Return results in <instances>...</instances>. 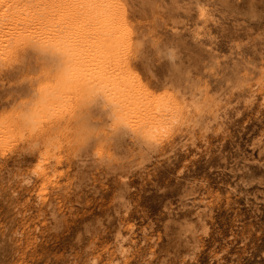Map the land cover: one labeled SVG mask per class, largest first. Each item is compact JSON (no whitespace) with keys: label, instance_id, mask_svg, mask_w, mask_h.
Segmentation results:
<instances>
[{"label":"rangeland","instance_id":"374dc122","mask_svg":"<svg viewBox=\"0 0 264 264\" xmlns=\"http://www.w3.org/2000/svg\"><path fill=\"white\" fill-rule=\"evenodd\" d=\"M99 8L122 115L161 103L156 141L74 82L16 119L56 70L32 41L65 35L77 73L96 71ZM0 264H264V0H0Z\"/></svg>","mask_w":264,"mask_h":264},{"label":"bare ground","instance_id":"6f19581e","mask_svg":"<svg viewBox=\"0 0 264 264\" xmlns=\"http://www.w3.org/2000/svg\"><path fill=\"white\" fill-rule=\"evenodd\" d=\"M73 17H74V14H73ZM69 18L71 19L72 17H69ZM89 18L92 19L93 26L96 27L93 34L94 33L98 34V37L95 38L93 42L94 53L92 56V58L95 57L96 59V62H95L96 71H92L91 73L84 74V75H80V73L79 74L77 73V71L79 72L80 62L78 60V56L76 55V50L74 51L73 49H71L74 46L73 41H71L73 44V46H71V44L67 42L65 35L64 36L60 34L52 35V36L48 35L49 36L48 38L46 37V38L40 39L38 43L35 41H32L35 43L33 46L34 48L41 50L43 52L41 54H46L47 56H49V60L52 64L55 65L56 68L55 67L54 68L56 70H54L55 72L52 73L53 80H51L50 83L47 81L48 85H45V86L43 85V87L34 88L32 90L31 96L29 99V105L23 108L24 110H22L21 112L20 111L17 112L20 114H17L19 115V118L16 117V119H18V122L20 125H22V128L28 127L30 123L32 122V120L35 118V116L38 114V112L40 113L44 109H47L46 107L50 106V104H53V102H56L59 99L60 94H62V92H58L60 91V89L65 87L69 82H72V83L74 82L75 85H77L76 88L78 87V90H79V93L77 92L78 97L80 98L81 96L85 98L88 97L92 100V102L95 101L94 99H99L101 102L105 103L106 106L108 105L110 107V113L109 112L108 113L110 114V118L112 119L113 124H121L122 126L129 127V129H131V131L134 134H139L140 136H144L145 138H148V139L152 138L156 141V139L160 138L164 133L167 132L166 129L167 127H169V125L166 128L164 126L163 127L154 126L152 123L156 112H159L158 110L160 111L163 110V105L161 103L156 102L154 105L152 104L151 106L153 107L152 108L153 112L151 111L152 115H150L149 118L145 119L144 121L136 125L127 123L128 121L122 115V111L123 109H126L127 106H130V101H128L129 99L128 96H130L131 93H128L129 92V85H128L129 82L127 81L128 75L126 74L125 71L123 72L120 71L119 67L113 68V65L115 66L117 65V62L119 63V61L118 60L116 61V58H115L117 57L115 52L120 47L119 40L121 39L118 37V35L120 36V33L118 34L117 32L118 27L116 28L113 23L114 20H111L110 10L108 13L107 10H103L102 8L96 9V11L92 13L89 16ZM74 22L75 20L73 21V23ZM117 45L119 47H117ZM42 57H46V56L44 55ZM103 63L113 68L110 74L106 75V74L100 73L99 65ZM51 66L50 68H52ZM49 71L51 72L50 69ZM80 93L81 95H79ZM83 97L82 99H85ZM103 103H102V107H103ZM109 114L107 115L109 116ZM112 121L110 122L112 123ZM117 131H119V129ZM144 139L142 141H144Z\"/></svg>","mask_w":264,"mask_h":264},{"label":"crops","instance_id":"0c3cea01","mask_svg":"<svg viewBox=\"0 0 264 264\" xmlns=\"http://www.w3.org/2000/svg\"><path fill=\"white\" fill-rule=\"evenodd\" d=\"M43 53V52H42ZM43 56L45 55V56H47L46 54H42ZM47 57H49V56H47ZM45 58V57H44Z\"/></svg>","mask_w":264,"mask_h":264}]
</instances>
